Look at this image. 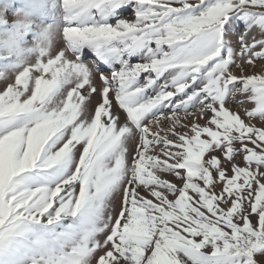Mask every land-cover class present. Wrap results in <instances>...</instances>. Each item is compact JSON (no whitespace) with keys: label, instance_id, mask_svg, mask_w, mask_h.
Masks as SVG:
<instances>
[{"label":"snow or ice","instance_id":"6c2138e0","mask_svg":"<svg viewBox=\"0 0 264 264\" xmlns=\"http://www.w3.org/2000/svg\"><path fill=\"white\" fill-rule=\"evenodd\" d=\"M0 264H264V0H0Z\"/></svg>","mask_w":264,"mask_h":264},{"label":"rangeland","instance_id":"374dc122","mask_svg":"<svg viewBox=\"0 0 264 264\" xmlns=\"http://www.w3.org/2000/svg\"><path fill=\"white\" fill-rule=\"evenodd\" d=\"M89 57H91V54H86L85 60L87 61Z\"/></svg>","mask_w":264,"mask_h":264},{"label":"bare ground","instance_id":"6f19581e","mask_svg":"<svg viewBox=\"0 0 264 264\" xmlns=\"http://www.w3.org/2000/svg\"><path fill=\"white\" fill-rule=\"evenodd\" d=\"M91 57L88 58V60L90 59Z\"/></svg>","mask_w":264,"mask_h":264}]
</instances>
